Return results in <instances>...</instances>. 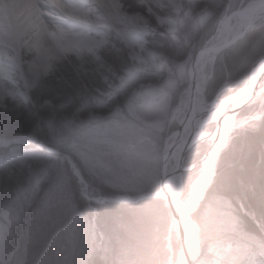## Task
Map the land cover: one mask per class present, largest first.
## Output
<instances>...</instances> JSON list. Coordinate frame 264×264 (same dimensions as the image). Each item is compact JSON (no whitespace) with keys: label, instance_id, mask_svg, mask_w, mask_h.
Returning a JSON list of instances; mask_svg holds the SVG:
<instances>
[{"label":"clouds","instance_id":"1","mask_svg":"<svg viewBox=\"0 0 264 264\" xmlns=\"http://www.w3.org/2000/svg\"><path fill=\"white\" fill-rule=\"evenodd\" d=\"M0 264H264V0H0Z\"/></svg>","mask_w":264,"mask_h":264}]
</instances>
